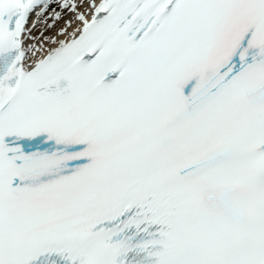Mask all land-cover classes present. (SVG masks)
<instances>
[{"label":"snow or ice","instance_id":"snow-or-ice-1","mask_svg":"<svg viewBox=\"0 0 264 264\" xmlns=\"http://www.w3.org/2000/svg\"><path fill=\"white\" fill-rule=\"evenodd\" d=\"M0 264H264V0H0Z\"/></svg>","mask_w":264,"mask_h":264},{"label":"bare ground","instance_id":"bare-ground-1","mask_svg":"<svg viewBox=\"0 0 264 264\" xmlns=\"http://www.w3.org/2000/svg\"><path fill=\"white\" fill-rule=\"evenodd\" d=\"M39 30H40V28H39V29H36V30H34V32H39Z\"/></svg>","mask_w":264,"mask_h":264}]
</instances>
